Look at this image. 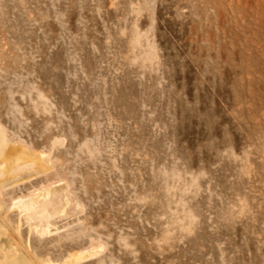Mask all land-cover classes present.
<instances>
[{
	"label": "rangeland",
	"instance_id": "obj_1",
	"mask_svg": "<svg viewBox=\"0 0 264 264\" xmlns=\"http://www.w3.org/2000/svg\"><path fill=\"white\" fill-rule=\"evenodd\" d=\"M1 131L36 260L264 264V0H0Z\"/></svg>",
	"mask_w": 264,
	"mask_h": 264
},
{
	"label": "bare ground",
	"instance_id": "obj_2",
	"mask_svg": "<svg viewBox=\"0 0 264 264\" xmlns=\"http://www.w3.org/2000/svg\"><path fill=\"white\" fill-rule=\"evenodd\" d=\"M43 160L41 154L22 147V146H12L10 145L5 133L1 131L0 133V176L5 177L6 181H12L11 183L17 181L19 175H16V172L22 166L32 163L37 164L40 168H44L40 164ZM0 182V189L3 187ZM55 190L47 189L44 192L32 193L28 198H21L16 201L13 205L14 208H19L23 210H28L30 207H33L42 199L47 198L50 194L54 193ZM0 203V211H1ZM1 215V214H0ZM2 217V216H0ZM2 220V218H1ZM4 221V220H3ZM2 221V223H3ZM4 225H0V264H57L52 261H40L36 260L33 256L29 255V252L22 250V248L15 245V241L11 238L4 236L5 232ZM94 251H91L87 254L88 256H93ZM85 252H75L70 254L65 261V264L77 263L84 260L86 257Z\"/></svg>",
	"mask_w": 264,
	"mask_h": 264
}]
</instances>
